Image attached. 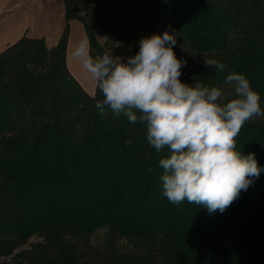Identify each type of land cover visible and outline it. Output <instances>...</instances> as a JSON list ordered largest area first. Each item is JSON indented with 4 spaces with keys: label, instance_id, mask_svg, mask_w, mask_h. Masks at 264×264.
Listing matches in <instances>:
<instances>
[{
    "label": "trees",
    "instance_id": "16d2710c",
    "mask_svg": "<svg viewBox=\"0 0 264 264\" xmlns=\"http://www.w3.org/2000/svg\"><path fill=\"white\" fill-rule=\"evenodd\" d=\"M64 1L57 45L24 34L0 51V264H264V118L236 137L262 169L238 199L212 214L173 204L160 181L167 149L157 152L139 121L101 116L102 93H88L67 63L73 19L84 23L93 57L125 47L135 55L143 37L175 31L183 83L222 85L228 73H243L264 108V0ZM252 50L260 55L248 65ZM224 94L232 98L231 88ZM110 150L120 163L105 186L92 159Z\"/></svg>",
    "mask_w": 264,
    "mask_h": 264
},
{
    "label": "clouds",
    "instance_id": "9594fccd",
    "mask_svg": "<svg viewBox=\"0 0 264 264\" xmlns=\"http://www.w3.org/2000/svg\"><path fill=\"white\" fill-rule=\"evenodd\" d=\"M171 28V26H169ZM181 33L166 30L145 36L139 51L125 60L105 52L90 55L88 41L75 51L103 99L95 107L129 123L146 125V139L157 151L167 149L159 160L163 195L170 203L185 200L223 213L241 191L258 179L262 169L255 153L237 150L236 137L246 122L264 118L261 95L243 73H228L223 84L194 86L180 80L186 61L174 47ZM205 59V66L223 72L226 65ZM232 90V98L224 88Z\"/></svg>",
    "mask_w": 264,
    "mask_h": 264
},
{
    "label": "crops",
    "instance_id": "0c3cea01",
    "mask_svg": "<svg viewBox=\"0 0 264 264\" xmlns=\"http://www.w3.org/2000/svg\"><path fill=\"white\" fill-rule=\"evenodd\" d=\"M66 24L64 0H0V51L16 42L25 33L33 37H44L49 47L57 45ZM67 48L69 69L85 90L94 95L96 82L83 67L82 60L75 56L81 41H90L84 23L71 20Z\"/></svg>",
    "mask_w": 264,
    "mask_h": 264
},
{
    "label": "rangeland",
    "instance_id": "374dc122",
    "mask_svg": "<svg viewBox=\"0 0 264 264\" xmlns=\"http://www.w3.org/2000/svg\"><path fill=\"white\" fill-rule=\"evenodd\" d=\"M65 2V1H64ZM66 7V6H65ZM195 11H192V12H190V11H187V14H190V16L192 17V18H196V16H195V13H194ZM205 16V15H204ZM206 17V16H205ZM189 18V17H188ZM206 20V19H205ZM25 34H28V33H25ZM103 39V38H102ZM131 54H130V50L128 49V48H124L122 51H121V54H120V56L121 57H123L125 60L127 59V57L128 56H130ZM259 55L260 54H257V52L255 51V50H252L251 52H249V61H248V65H249V63H257V61H258V57H259ZM247 65V66H248ZM246 66V68H248ZM238 136L240 137V134H238ZM238 136H237V138H238ZM104 147L106 148V147H108V146H103V147H101V148H103L104 149ZM246 147V146H245ZM238 148V147H237ZM238 151H240L239 149H237ZM111 151V153L109 154L110 156H100V157H95V158H93L92 159V166H93V164H94V168H95V171H97V169H98V173H100V175H102V176H104L103 177V180H102V182H103V184L105 185V186H109L110 185V181H111V179H113L114 178V174H115V172H113L114 170H113V168L117 165V164H119L120 163V159H119V157L114 153V152H112V150H110ZM246 149H244V150H242V152H243V154H245L246 153ZM106 168L107 169V173H106V169H105V171L104 170H102L103 168ZM108 167L109 168H111L112 170H109L108 169ZM161 172V171H160ZM95 173V172H94ZM97 173V172H96ZM159 173V172H158ZM87 191H89V192H94L93 191V189H89V190H87ZM107 196H109V198H113L114 196H115V192H114V190H112V189H110V190H108V193H107ZM119 195L117 194V197H118ZM77 202H79V201H76V198L75 199H73V204L74 205H76V203ZM183 203V202H182ZM181 203V204H182ZM144 204H146V203H144ZM71 206V205H70ZM146 207H149V206H152V205H150V204H146L145 205ZM87 207V206H86ZM83 208H85V205H83ZM152 208L153 209H155V207L154 206H152ZM124 209H127V207L126 208H124ZM106 232H107V230L105 229V233H104V230L103 229H101V230H98L95 234L96 235H98L99 237L102 235V236H104L105 234H106ZM103 233H104V235H103ZM35 239H38V238H33L32 240H35Z\"/></svg>",
    "mask_w": 264,
    "mask_h": 264
}]
</instances>
